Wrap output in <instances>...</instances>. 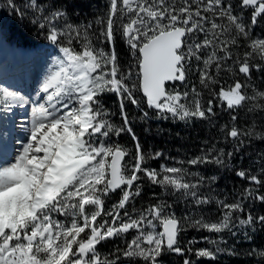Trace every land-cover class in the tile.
<instances>
[{
    "label": "snow or ice",
    "instance_id": "6c2138e0",
    "mask_svg": "<svg viewBox=\"0 0 264 264\" xmlns=\"http://www.w3.org/2000/svg\"><path fill=\"white\" fill-rule=\"evenodd\" d=\"M7 2L20 18L26 17L15 0ZM29 3L34 13L31 23L57 48L58 55L38 90L40 99L0 86V115L15 108L26 112L23 120L8 127L0 123V264H123L135 258L159 264L165 249L184 254L179 237L186 227L217 234L227 231L233 236L239 235L238 227L264 228V214L253 216L251 209L245 214L247 201L264 204V193L259 191L264 179L243 169L235 175L248 186L231 203L217 198L220 216L215 221L196 218L189 211L178 216L174 205L155 192L153 202L130 212L128 207L141 197L145 180L166 194L181 195L194 209L212 203L202 189L210 180V191L216 177L190 179L197 174L183 165L223 166L225 157L230 159L234 152L202 148V156L161 164L159 169L147 167L148 159L164 154L145 152L126 106L127 102L139 109L140 118L147 121L150 113L137 98L140 93L157 119L209 120L219 107L228 111L234 125L237 111L246 102L255 101L254 107L264 108V91L249 83L254 70L264 74V63H253L257 56L264 61V36L251 35L258 17L264 16V0H238L241 10H253L250 26L227 0H108L95 29L92 23L81 26L69 19L61 25L66 9L55 4L44 9L45 0ZM117 30L131 61L126 69L116 49ZM245 44L242 57L234 59L233 48ZM237 66L244 81L236 79L225 86L217 77ZM190 74L211 92L206 105L197 84L189 85ZM248 87L256 95L247 94ZM106 93L117 98L119 127L111 121L116 113L105 107ZM17 129L24 140H13ZM125 132L134 141V153L118 142ZM250 135L233 126L225 138L236 141L239 150L244 144L241 137ZM13 144L18 147L13 149ZM129 156L131 162L125 159ZM117 191L118 200L106 208V199ZM88 206L94 210L89 212ZM237 212L241 215L236 216ZM132 232L135 235L128 240ZM116 238H124V247L102 256L98 246ZM187 250L193 251L191 241ZM220 251L198 248L195 255L215 259ZM259 255L264 257V251ZM184 264L192 261L185 259Z\"/></svg>",
    "mask_w": 264,
    "mask_h": 264
},
{
    "label": "trees",
    "instance_id": "16d2710c",
    "mask_svg": "<svg viewBox=\"0 0 264 264\" xmlns=\"http://www.w3.org/2000/svg\"><path fill=\"white\" fill-rule=\"evenodd\" d=\"M54 4L59 8L67 10V19L71 23L81 26L86 23H92L95 28L98 27L96 23L97 18L103 17L106 13L108 0H45L42 7L50 9ZM15 6L26 11L25 18L22 19L18 14H15L12 8L8 6L7 0H0V20L5 26L4 28L7 29V34L4 37L7 46L10 48L23 47L28 49L40 44H50L43 35L39 34L38 28L31 23L34 13L31 10L29 0H15ZM234 7L239 8L238 0H235ZM245 11H247L245 13L247 16L246 20L250 21L253 10L252 8H247ZM258 21L251 35L261 34V36H264V16L258 17ZM248 24L250 25V23ZM94 39L93 36V41H95ZM246 48V44L238 50L233 48V58L235 59L237 56L242 57ZM116 49L120 62L126 69L131 61L127 54V46L120 38L118 30L116 32ZM255 62L264 63V61H260L258 56L253 61V63ZM228 64L231 65L232 61H229ZM213 74H215L214 68ZM217 78L225 82V86L236 79L244 81V77L238 74V66L235 70L229 68L228 71H222ZM249 83L255 85L260 91H264V74L254 70ZM196 84L198 90L202 93L201 100L206 105L207 100L211 98V92L201 88L198 81ZM213 87L217 90L219 89V85ZM246 92L249 95H256L252 87L246 88ZM136 95L138 99H141L142 107L149 111L150 118L147 121L142 120L140 118V110L126 102L133 131L139 137L140 144L146 153L161 151L164 154L160 159H148L145 166L159 169L161 164L172 165L176 160L186 161L198 155L202 156L204 155L201 151L202 148H211L215 152H219L223 148L225 152H234V155L230 159L225 157L226 164L223 166H218L215 163L198 166L183 165L187 171L197 174V176L189 177L190 179H195L198 176L216 177V181L212 183L210 191L208 187L210 180L205 182L202 189V194L210 196L212 203L203 205L200 209H194L190 204H185L184 198L181 195L171 192L166 194L159 187L145 180L142 185L141 197L137 198L134 206L130 204L128 207L130 212L133 207L138 210L142 206L153 202L152 193L155 192L159 195L160 199L167 200L174 205V210L178 216L189 211L190 215L196 218L203 216L209 222H212L220 216V209L216 203L217 198L231 203L234 197L244 187L248 186L247 181L241 180L235 175L237 170L251 171L252 174L264 179V108L254 107L255 101L246 102L244 107L237 111L238 120L235 122V125L228 111L217 107L215 117L209 120L195 119L189 126H180L174 124L170 119H157L154 110L147 109L142 95L140 93ZM257 99L259 100L260 98L258 97ZM103 100L105 107L116 113V115L111 117V121L117 127L121 126L122 121L118 115V101L115 94L106 93ZM233 126L239 127L242 132L247 130L251 133L248 137H241L244 140V144L239 150H237L236 141L225 138L227 129ZM146 128H150L151 131L146 132ZM118 142L120 145L131 149L132 153H134V141L130 134L127 132L123 133L119 137ZM168 157L172 159H168ZM176 166L181 165L177 164ZM252 190L254 193L257 191L255 186H252ZM259 191L264 193V186ZM119 195L120 193L117 191L107 198L105 207L110 208L118 200ZM249 209L252 210L253 216L264 214V204H261L259 201H247L245 204V214ZM235 215L240 216L241 213L237 212ZM239 230V235L233 236L231 232L227 231L217 234L194 227H186L179 237V246L185 249L184 254L178 255L165 249L159 257V264H184L185 259H190L192 264H264V257L259 255V252L264 251V228L257 226L255 229L249 228L245 230L240 227ZM134 235V232L128 234L127 239L131 240ZM221 236L223 240L220 239ZM204 237H209L211 241H215L213 243L214 247H211L213 251L216 248L221 249L220 252L216 253L215 259L196 257L195 249L201 248L202 244H204L203 242L198 243L197 246L191 244L193 251L188 252L187 249L191 240H202ZM117 247H124V238L104 241L98 246V251L102 256H107L109 253L114 252ZM203 248L207 247L204 246ZM253 249H257V251L253 253ZM250 253L252 254L250 255ZM123 264H145V262L143 259L135 258L131 262L123 261Z\"/></svg>",
    "mask_w": 264,
    "mask_h": 264
},
{
    "label": "rangeland",
    "instance_id": "374dc122",
    "mask_svg": "<svg viewBox=\"0 0 264 264\" xmlns=\"http://www.w3.org/2000/svg\"><path fill=\"white\" fill-rule=\"evenodd\" d=\"M229 1L231 0H227V3H230ZM231 4H232V1H231ZM234 9L236 13H241L239 12V8L234 7ZM64 19H67V17L61 19L59 21V24L62 25L64 23ZM242 19L246 23H250V21L249 20L247 21L244 16H242ZM4 27L5 26L2 24L0 20V86L6 87L12 91H18V92L20 91L19 93L21 95L31 100H33L34 98H35L34 100L40 99V97H38L37 95L38 90L41 87V84L45 78V75L48 73L51 67L52 59H54L58 55V50L56 47H47V46L33 47L29 50L34 49L35 51H37V55H35L34 59L29 62L30 63L29 68L23 67L22 69H18V68H21V66H19V67H16L17 70H12L11 67H9L8 63L5 62L4 57L7 56L6 52L8 50L16 51L17 49H21V48L11 49L6 46L7 44L4 40L5 39L4 37L7 34V29H5ZM90 36L93 40V35L90 34ZM252 36L253 38H255L257 36H261V34H252ZM94 38H95L94 40H96L95 36ZM97 46L99 47L101 45H97ZM22 50L26 51L27 49H22ZM4 53L6 55L3 57ZM193 63L195 64V61ZM18 79H22L23 82L22 83L19 82V84L17 85ZM32 96H33V99H32ZM25 117H26L25 110L20 109V108H15L13 109L11 113L0 115V123H3L4 127H8L10 122H13V121L19 122L23 120ZM15 139H21V140L25 139L23 134H21L18 129L13 133V140ZM12 147L14 149L18 147V145L13 144ZM93 210L94 209L92 208V206H88L89 212ZM239 229L240 227H238V231H240ZM194 243H197V242H194ZM203 243L204 244H202L201 248H203L204 246L210 248V245L212 242L211 240H206V242H203Z\"/></svg>",
    "mask_w": 264,
    "mask_h": 264
},
{
    "label": "bare ground",
    "instance_id": "6f19581e",
    "mask_svg": "<svg viewBox=\"0 0 264 264\" xmlns=\"http://www.w3.org/2000/svg\"><path fill=\"white\" fill-rule=\"evenodd\" d=\"M6 54H7V57L12 61V64H14L15 68L19 67V66L29 68V64H30L29 62L34 59L35 55H37V51H35V50L24 51L22 49H17L16 51L8 50L6 52ZM6 54L4 53L3 57ZM22 64H24V65H22ZM19 82L22 83L23 80L22 79H18L17 85L19 84ZM32 99H33V96H32Z\"/></svg>",
    "mask_w": 264,
    "mask_h": 264
},
{
    "label": "flooded vegetation",
    "instance_id": "af4514ba",
    "mask_svg": "<svg viewBox=\"0 0 264 264\" xmlns=\"http://www.w3.org/2000/svg\"><path fill=\"white\" fill-rule=\"evenodd\" d=\"M173 2H176V0H173ZM177 3V2H176Z\"/></svg>",
    "mask_w": 264,
    "mask_h": 264
}]
</instances>
